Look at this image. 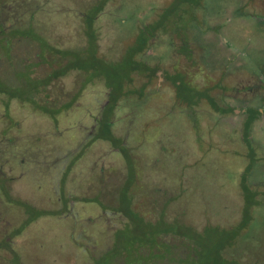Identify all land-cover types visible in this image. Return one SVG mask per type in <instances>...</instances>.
Here are the masks:
<instances>
[{
	"label": "rangeland",
	"instance_id": "1",
	"mask_svg": "<svg viewBox=\"0 0 264 264\" xmlns=\"http://www.w3.org/2000/svg\"><path fill=\"white\" fill-rule=\"evenodd\" d=\"M74 1L77 0H73V4ZM69 2L71 1L69 0ZM83 2H87V0H83ZM173 2L174 0H112L107 7L110 17H107L102 24L105 29V41L104 43L101 42L100 55L106 54L116 60L121 58L127 49L126 47L135 43L136 34L139 33L138 28L150 26ZM233 14H244L245 20L240 24L243 29L236 35L232 30H227V26H225ZM254 16H257L259 21L264 18V0H201L196 16L193 17V19L198 20L196 26L189 30L191 27L189 23L187 24L189 28L186 27L188 29L187 37L191 41L194 51L192 61L187 62L182 57L178 58L179 56L171 55L169 49L172 48V41L169 32L172 29L169 28V25L166 29H162L165 32L164 35L155 33L156 37L152 39L146 59L149 65L164 68L171 73L174 65L177 66L181 69L179 75L187 78V81L189 80L191 83L190 86H194L192 83L196 80L195 85L199 86L201 92L204 91L205 87H208L212 95L221 98L220 90L214 91L213 89L219 81L216 75L219 70L215 71V66L222 63L226 64V51L233 53L238 48L246 53L253 50L255 45L260 53L264 52V47H261L262 40L264 42L262 30L259 32L261 40L259 46L252 43L254 30L264 29V24L261 26L260 23L256 22L255 24L253 22L256 21ZM232 20H234L233 17ZM220 27L222 28L221 31ZM220 32L223 33V36L220 35ZM122 37H124L123 45L117 43V46H114L115 50H121L114 51L113 42ZM225 39L230 40V42L225 43ZM78 44L84 45L81 42ZM231 45L234 47L232 52ZM160 47L163 51L160 50ZM161 55L164 56V64H161L162 59L156 62ZM242 55L240 57L245 58ZM176 63L178 64L176 65ZM243 72L246 74L247 70ZM6 74L9 76L8 72ZM247 76L250 75L247 73ZM108 80L110 81L111 78L108 77ZM65 82L68 88H71L75 81L71 77L65 79ZM140 85L141 82H137L136 86L132 88L136 90ZM158 85V80L155 78L152 80L148 95L145 98L141 99L139 95H136L119 102L110 114L112 139L114 140L112 142L103 139L92 141V134L96 132L98 127L96 117L102 120L104 115L106 116L105 108L109 101L108 93L102 86L95 85L91 91L84 94V102H87L88 108L94 112V115L88 118L87 123H82L81 126L84 131L78 135L75 142L71 138L70 129H66V125H63L66 127V134L63 138L57 139L54 132H45L44 125L38 126L39 128L35 125L37 113L32 114L26 107L18 112L19 104L16 102V104H11L10 110H6L0 105V133L3 135L10 133L11 137L14 135L11 139H4L9 141L0 145V152L13 167H18L19 153L25 154L30 160L25 162L28 166L26 172L28 181H20L19 185L27 186L33 197L35 195L39 197L38 194H40L33 187H37V185L42 187L41 184H43L44 193L50 191L49 186L52 184L54 189L61 191L62 184L60 181H56L60 172L56 171L54 175L52 168L60 167L57 165L60 158L68 156L69 162L72 155L81 153L82 149H85L83 152H86L81 162L70 171L67 177L65 195L69 202L68 205L70 204L71 213L70 216L68 215V224L60 229L62 233L65 231L63 234L60 231L55 234L57 231L53 230L51 232L52 238L47 240L43 249L40 239L34 240L36 246L34 245L33 248V244H31L29 249V251H35L32 256V264H84L83 252L78 248V245H80L79 243L94 244L92 242L94 239L90 236L95 233L89 226V222H85L92 214L94 215V212L85 202V199H88L86 196L93 195L90 185H92L93 180L98 179L97 172L100 175V180L95 181V183H99V187L95 189L94 195L96 196L100 194L101 189H105V185L103 187V183L100 182L103 178L106 181L110 179L116 184H123L128 181V176L125 174L131 173V170L134 175H141L144 178L141 180L143 184L148 182L146 178L149 177L152 181L160 182L159 190L170 194L177 195L179 193V190L176 193L175 188L179 185V181L188 183L193 192L181 199L179 218L191 237L200 243L201 251L206 249L204 236L208 232L217 231L222 227L224 229L221 233L223 234L222 237H227L230 235L231 229L237 227V222L242 219L244 210V198L239 193V184L243 179L242 173L248 160L244 158L246 149L241 147V137L236 132L237 128L234 122H231L232 120L228 122L222 119L217 120L215 115L210 113L209 107L202 103L200 107L196 108L199 114L195 119L198 120L196 125H193L188 119L191 107L179 100L177 87L173 84H164L159 88ZM8 114L15 119V132L13 130L10 132V128H1L6 123L1 115L6 116ZM52 130L56 131L54 128ZM99 131L103 133L102 130ZM88 138L90 139L88 140ZM86 142L89 143L88 149L84 147ZM122 143L133 153V155L130 154L135 160V165L133 164L132 168H128V171V164L124 165V155L118 150ZM60 145H64L65 148H63L67 154L59 150ZM260 146L259 155L264 157V144ZM204 152H207L206 155L209 154L208 159L204 160ZM49 170L51 182L48 179L41 180L40 172L45 174ZM15 171L17 172V170ZM253 171V180L259 178L260 174L258 173L264 174V169L255 168ZM179 173L184 176L183 181L179 177ZM21 174L23 175V173ZM158 177L159 179H157ZM150 188L152 187H146V192L152 194L153 191ZM154 188L158 189V185H155ZM23 194L32 198L26 192ZM53 199L55 198L52 195V207H56L57 201L55 202ZM35 200L39 202L37 199ZM71 201H75V203L72 205ZM248 210L250 220L244 222L246 227L242 230L241 242H238L237 257L241 252L247 251L251 255L245 258L244 263L255 264L254 258L257 256L261 261L260 264H263L264 204L254 203L249 206ZM69 217L77 218L80 223L74 224V220H69ZM51 220L56 222V218ZM52 226L51 228L55 227ZM70 230L71 232L76 230L78 233L73 239L78 243L77 246L73 244ZM131 234L132 231L124 232L120 236L123 238L119 239L121 242L119 244H124L122 242ZM196 234L200 235L196 237ZM213 234L215 233L213 232ZM28 235V233L23 235L17 245L24 248L29 240ZM28 254L29 252L25 255L27 261L24 260L26 264H31L27 257Z\"/></svg>",
	"mask_w": 264,
	"mask_h": 264
},
{
	"label": "trees",
	"instance_id": "2",
	"mask_svg": "<svg viewBox=\"0 0 264 264\" xmlns=\"http://www.w3.org/2000/svg\"><path fill=\"white\" fill-rule=\"evenodd\" d=\"M70 1L0 0V105L10 110L11 104L18 102L19 109L26 107L31 112L38 113L37 115H50L53 120L58 121V125L61 122L67 127L64 128L70 129L71 138L75 142L84 131L82 123H87L88 118L94 115L87 102H84V94L92 90L93 84L102 86L108 93L109 101L105 108V119L98 120L99 130L103 133L99 131L97 137L112 142L111 112L123 99L138 93L144 94L156 77L157 67L147 66L141 61L146 45L148 49L156 31L166 29L167 25L172 31H178L179 36H184L187 24L195 16L201 0H179L165 9L150 26L138 28L135 43L126 47L118 60L106 54L100 55L101 42L105 41L102 24L110 17L107 7L112 0H77L74 4L73 0ZM123 39L124 37L119 40L117 38L113 42L114 51L121 50H115V47ZM187 40L185 36L183 44L186 46ZM80 42L84 45L80 46ZM139 75L148 78V83L142 86L141 92L132 88L136 86ZM79 76H83L84 80ZM71 77L81 87L74 99L69 97L72 93L68 92L69 102L63 107L68 113L56 118V104L60 98L55 99L59 93L54 87L52 91L50 88L57 82L56 78ZM108 77L111 78L110 81ZM93 80L96 82L91 84ZM177 86L187 94L182 99L190 105L194 104L197 92L187 88L185 84ZM210 100L214 112H225L213 99ZM195 113L199 114L198 111ZM195 117L197 116L188 114V119L192 118L189 121L197 123L198 119ZM118 150L124 155L123 161L124 165L128 164V171L135 161L133 153L124 143L119 145ZM83 151L85 149L71 158L80 162L86 153ZM206 154L204 152V160L208 159L209 154ZM181 174L179 173V177L182 180L184 176ZM125 175L128 176V181L123 184L103 178L100 182L103 187L105 185V189H101L97 196H86L88 199L85 202L94 215L85 222H89L95 234L90 236L94 239V244L78 245L83 252L84 264H243L245 258L251 255L246 251L237 257L238 242H241V233L246 227L244 222L250 220L248 208L254 204V196L246 184L245 173L241 186L246 193L247 202L242 212V222H237V227L232 228L227 237H222V227L221 230L208 234L203 230L206 234L205 251L200 250V243L191 237L179 218L181 199L193 192L188 183L179 181L177 187L173 185L176 193L178 190L179 193L175 195L168 192L167 196L166 191L159 190L160 182L148 177V182L143 184L141 180L144 178L134 175L132 170ZM155 185H158V189L154 188ZM146 187H152L150 189L153 193H147ZM76 223L80 222L76 220ZM126 231H132V234L122 242L124 244H119V239L123 238L120 236ZM76 234V230L72 232V240ZM199 235L196 234V237ZM73 244L78 243L73 240Z\"/></svg>",
	"mask_w": 264,
	"mask_h": 264
},
{
	"label": "flooded vegetation",
	"instance_id": "3",
	"mask_svg": "<svg viewBox=\"0 0 264 264\" xmlns=\"http://www.w3.org/2000/svg\"><path fill=\"white\" fill-rule=\"evenodd\" d=\"M179 2V0H174L173 3ZM172 3V4H173ZM244 15V14H243ZM242 14H233L232 17L234 20H232V17L229 18L228 22H226V29L232 30L234 34H238L237 32H241L243 29V26H240L241 23H243L244 17ZM196 16V13H195ZM256 21H253L255 24L256 22L260 23L261 26L264 24V18L259 21L257 16H254ZM197 19H193L190 22L189 26L187 27L190 29H194V27L197 24ZM195 23V25H194ZM168 26V25H167ZM146 28V27H145ZM185 29L184 36H179V32L177 31H170L169 37L172 41V48L169 49L171 51L172 56H179L178 58L182 57L187 60V62H191L193 58V49L191 41L187 37L188 29ZM165 29V28H163ZM214 29V28H213ZM222 28L220 27V31ZM226 30V31H227ZM264 32V29H258L254 30V38L252 40V43L259 46V43H261V40L259 38L260 31ZM164 35L165 33L162 29H159L156 31V34ZM227 33V32H226ZM155 34V35H156ZM153 35L154 37H156ZM220 35L223 36V33L220 32ZM188 39V46L183 44V39ZM233 36V35H230ZM259 38V40H258ZM250 40V39H249ZM255 40V41H254ZM225 43H229L230 40L225 39ZM231 41H234V39H231ZM259 41V42H258ZM152 44V41L151 43ZM254 49L247 51L244 53L243 51L239 50L238 48L235 49L233 53H229L226 51L227 54V62L226 64H220L215 66V71L219 70V72H216V75L219 78V81L217 82V86L214 87L215 90H220L221 98L214 96L211 94V90L208 87H205L204 91L201 92L199 90V86H196V80L192 83L194 86H190L191 83L189 80L187 81V78L185 79L184 76H180L179 73L181 71L180 68L175 66L172 69V73L165 70L164 68H158V71L156 72V77L153 79L158 80V86L159 88L162 87L164 84H173L177 87L178 93L177 97L181 102H185L182 98L185 97L186 93L182 92L181 87H178V85L181 86V84L187 85V88L194 89L195 92H197L198 97L194 100V104L189 105L190 108V114L193 116H197L195 111H198L196 109L197 107H200V104L205 103L209 109L210 113L212 112L217 120H225L226 122L232 120L231 122H234L237 130L236 132L239 133L241 137V147L246 149V154L244 158H246L247 166L244 169L242 175L245 173L247 175V185L248 188L251 190V193L254 196V203L264 204V174H260L259 178L253 180V170L255 168L261 170L264 169V157H261L259 155V149L261 148L260 145L264 144V52L260 53L256 46H253ZM261 47H264V42L262 40ZM146 52L142 56V60L147 66L149 65L146 57L147 52L150 50V46L147 49V45L145 47ZM164 48V46H163ZM231 52L234 50V47L231 45ZM160 50L163 51V49L160 47ZM243 54V55H242ZM240 55L244 56L245 58L240 57ZM174 57V58H175ZM162 59L161 64H164V56H160L159 59L156 61ZM240 60V62H239ZM178 63H176L177 65ZM193 64V62H192ZM244 70H247V73L250 75L247 76V73L243 72ZM202 72V71H200ZM170 73V74H169ZM145 75V74H144ZM143 75V76H144ZM141 75L137 77V82H141V85L137 88L138 92H141L142 86H145L148 83V78H145ZM246 76V77H245ZM79 78L83 79V76H79ZM66 78H56L57 82L52 86L51 91L53 90V87L55 90L59 93V95H56V99H59V102L56 104V109L58 114L56 118L60 117L61 114H67L68 110L64 109V106H67L68 101V92L72 95L69 96L70 98L77 97V93L80 89V85L74 82L73 86L71 88H68L66 82ZM152 79V80H153ZM175 79V81H174ZM183 83H182V82ZM96 82V80L91 81V84ZM152 82V81H151ZM227 83H230L229 85H226ZM152 84V83H151ZM150 84V85H151ZM95 86V84H93ZM166 85V86H168ZM150 87V86H149ZM185 90V89H184ZM149 88L145 90L144 94H136L139 95L140 98H145L148 95ZM52 92H50L51 96ZM55 95V94H54ZM135 95V96H136ZM218 95V96H220ZM134 96V95H133ZM141 98V99H142ZM213 99L216 102V105L223 111V113L216 111L214 112L211 105V100ZM18 103V102H17ZM43 105V104H41ZM28 109V108H27ZM29 112L30 109H28ZM193 110V111H192ZM21 109H18V112H20ZM8 113V112H6ZM32 114L34 112H31ZM38 114V113H37ZM1 117L6 120V123L1 128H10L15 132L16 125H15V119L10 116V114L4 116L1 115ZM192 119V118H191ZM189 118V120H191ZM98 118L96 117V125L98 126L96 129V132L92 134V141L95 139V141H98L99 138L97 137L99 135V122ZM35 125L38 127L40 125H44L45 132H54L56 134V138H63V136L66 134V129L64 128L63 124L61 122L58 125V121L52 119V116L45 115V114H39L37 115L35 119ZM193 122V121H191ZM196 125L195 122H193V125ZM39 128V127H38ZM55 129L56 131L52 130ZM1 137L0 139H3L0 141V145H2L5 142H8L9 140L4 139H11V135H3V133H0ZM15 134V133H14ZM259 135H262L259 137ZM262 139V141H261ZM62 143V141H59ZM89 143L86 145L88 146ZM61 148L59 150H62V152L66 151L64 150V145H60ZM64 147V148H63ZM260 147V148H259ZM0 264H26L25 255L27 252L29 262L32 264L33 254L35 251H29L31 244H33L36 240L40 239V243L42 244L41 248L43 249V246L47 243V240L51 239V232L53 230H56L55 234H58L60 231L62 233V229L65 225L68 224V215L70 216V204L68 205V200L66 199L65 191H66V185H67V177L68 174L72 169H74L78 163V160L72 159L68 162V156H65L63 158H60L58 160L57 165L60 167L52 168L53 174L55 175L56 171H59V177L56 181H60L61 185V191H58L54 189V187L49 186V192L44 193L45 190L40 185L37 187H33L35 191H38L43 193L42 195L38 194L39 197H33L32 194L27 189V186L19 185L20 181L25 182L27 179V170L28 166L25 164L26 160H29L25 154H18V167L11 166L7 161L4 155L0 152ZM67 154V153H66ZM26 158V159H25ZM30 161V160H29ZM61 164V165H60ZM7 165V166H6ZM10 165V166H8ZM21 165V166H20ZM17 170V172L15 171ZM258 172V171H256ZM23 173V175L21 174ZM51 177L50 170L47 171L45 174L40 172V179H48ZM98 179L92 181V187L91 192L93 195L96 193V190L99 187V183H95V181L100 180V175L97 172ZM242 180V179H241ZM50 181V180H49ZM18 182V184H16ZM38 182V181H37ZM51 182V181H50ZM27 183V182H26ZM35 186V185H34ZM63 186V187H62ZM31 190V189H30ZM256 191V192H255ZM26 192V194L32 196L27 197L23 193ZM32 192V191H31ZM52 192V193H51ZM98 192V191H97ZM239 193L244 198V206H245V197L246 193L244 189L241 186V183L239 184ZM52 195L55 199H53L56 203V207H52ZM89 195V194H87ZM98 195V194H97ZM35 199H37L39 202H37ZM247 202V201H246ZM72 205L75 203V201L70 202ZM70 207V208H68ZM244 208V207H243ZM20 215H19V214ZM18 214V215H17ZM21 216V217H20ZM52 218H56V222H52ZM69 220H74V223H76L77 218H71L69 217ZM21 220V221H19ZM17 222V224H15ZM55 227H53V226ZM35 226V228H33ZM51 226L53 228H51ZM11 229V230H10ZM59 229V230H58ZM66 229V228H65ZM9 232V233H8ZM73 232V231H72ZM70 230V234H72ZM29 234L28 243L27 245L22 248V246L17 245V242L22 238V236ZM41 235H44V237H41ZM40 237V238H39ZM35 240V241H34ZM36 246V245H35ZM38 247V246H37ZM256 256V255H255ZM257 258V259H256ZM27 261V259H26ZM261 261L256 256L255 257V264H260ZM28 264V263H27Z\"/></svg>",
	"mask_w": 264,
	"mask_h": 264
}]
</instances>
